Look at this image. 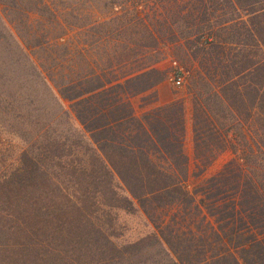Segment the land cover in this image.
Masks as SVG:
<instances>
[{
    "label": "trees",
    "instance_id": "16d2710c",
    "mask_svg": "<svg viewBox=\"0 0 264 264\" xmlns=\"http://www.w3.org/2000/svg\"><path fill=\"white\" fill-rule=\"evenodd\" d=\"M221 2L165 0L183 3V13L163 15L157 27L140 15L128 23L145 28L151 46L120 52L114 31H97L80 45L83 75L66 84L50 75L94 143L40 145L5 168L0 264H135L131 257L158 245L161 264H256L250 254L264 251V0H227L237 15L225 18ZM191 40L199 46L191 97L139 114L131 96L162 82H152L150 57L168 41ZM56 41L66 44L64 35ZM107 42L115 43L112 54L103 50L107 61H91ZM227 150L234 158L192 187L191 177L201 179ZM134 209L153 232L122 245L119 210ZM186 231L199 239L196 247L180 245Z\"/></svg>",
    "mask_w": 264,
    "mask_h": 264
},
{
    "label": "rangeland",
    "instance_id": "374dc122",
    "mask_svg": "<svg viewBox=\"0 0 264 264\" xmlns=\"http://www.w3.org/2000/svg\"><path fill=\"white\" fill-rule=\"evenodd\" d=\"M164 2L165 0H0V178L10 173L5 168L13 161L17 162L19 155L25 150L31 151L46 144L52 146L58 141L86 143L90 148L93 146L90 134L75 117L70 103L54 88L49 77L51 75L58 83L66 84L69 80L83 75L88 67V59L83 58L80 45L90 34L95 35L94 32L97 31L102 36L108 31H114L113 37L121 41L116 42V49L120 52L125 50L127 44L132 47L136 43L151 46L152 40L147 38L145 28L139 24L128 23L129 20L136 21L140 15L147 21L152 19L151 27H157L159 24L155 23V20L163 18V15L178 17L183 13V3L169 5ZM219 7L217 13L222 14L224 18L236 13L227 0H222ZM240 13L241 10L238 14ZM106 21L107 24L103 23ZM110 21L115 23L108 25ZM96 22L103 24L92 26ZM61 35L66 38L64 45L56 41ZM114 44L107 42L101 48L96 47L90 53V60L107 61L103 50L107 49L112 54ZM198 50L199 46L194 40L181 43L168 41L162 51L150 57L149 62H154L157 69L152 75V82L162 79V93L167 92L173 100L191 97L187 84L194 73V58ZM174 61L185 71L184 83L180 87L173 81ZM70 87L69 91L74 93ZM64 89L66 92L68 87ZM158 93L156 85L144 93L131 96L137 112L142 114L156 105H163L158 102ZM67 94L70 95L69 92ZM237 129L241 131L239 124ZM192 144L193 135L189 123L186 145L191 156ZM233 158L234 153L231 150L221 153L201 179L191 177V186L194 187L204 178L215 174ZM191 168L193 171L197 170L193 158ZM5 209L6 204L0 192V225L6 217ZM119 216L124 234L116 240L122 245L153 232L151 222L140 209H134L132 212L119 210ZM183 234L182 239L179 238L180 245L184 249L196 247L199 239L193 238L188 231ZM4 239L5 236L0 230V242ZM160 249L159 245L147 247L139 255L131 257V260L135 264H138L139 260V264H153V261H159L155 264H161L165 260H160ZM187 255L194 257L196 252L188 251ZM249 260L252 263L264 264V251L260 249L250 254Z\"/></svg>",
    "mask_w": 264,
    "mask_h": 264
},
{
    "label": "built area",
    "instance_id": "2783aa9c",
    "mask_svg": "<svg viewBox=\"0 0 264 264\" xmlns=\"http://www.w3.org/2000/svg\"><path fill=\"white\" fill-rule=\"evenodd\" d=\"M173 81L177 87H180L184 83L185 71L184 68L177 62H173Z\"/></svg>",
    "mask_w": 264,
    "mask_h": 264
},
{
    "label": "crops",
    "instance_id": "0c3cea01",
    "mask_svg": "<svg viewBox=\"0 0 264 264\" xmlns=\"http://www.w3.org/2000/svg\"><path fill=\"white\" fill-rule=\"evenodd\" d=\"M161 88H163V83L158 84V92H159L158 93V102L160 104H165V103L172 101L173 98H171V96L167 92L162 93Z\"/></svg>",
    "mask_w": 264,
    "mask_h": 264
}]
</instances>
